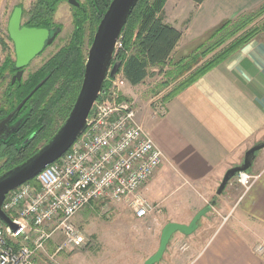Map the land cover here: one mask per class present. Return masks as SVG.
I'll return each mask as SVG.
<instances>
[{"label": "crops", "instance_id": "1", "mask_svg": "<svg viewBox=\"0 0 264 264\" xmlns=\"http://www.w3.org/2000/svg\"><path fill=\"white\" fill-rule=\"evenodd\" d=\"M263 4L264 0H204L200 5L167 0L162 14L167 24L182 32L177 52ZM163 109L159 114L149 106L145 116L137 110L140 122L167 157L142 190L159 208L144 219L152 225L147 235L149 257L157 252L168 223L189 225L204 208L219 207L214 197L226 172L241 165L246 152L264 141V35L164 102ZM262 151L249 171L258 176L252 188L224 201L225 212L218 220L202 221L203 217L192 235L175 234L158 264H264V255L255 251L264 241ZM180 238L190 244L187 253L179 252ZM122 242L120 253L128 254L130 249L133 254L134 245ZM103 252L102 264L108 262ZM134 259L122 264H140L138 255Z\"/></svg>", "mask_w": 264, "mask_h": 264}, {"label": "built area", "instance_id": "2", "mask_svg": "<svg viewBox=\"0 0 264 264\" xmlns=\"http://www.w3.org/2000/svg\"><path fill=\"white\" fill-rule=\"evenodd\" d=\"M121 48L120 39L116 51ZM126 83L122 72L111 79L70 149L6 196L2 209L17 229L0 220V264H42L58 234L56 253L82 248L85 234L73 219L93 203L126 204L138 220L155 211L141 193L167 157L137 121L132 102L121 96ZM235 178L246 192L258 176L240 172ZM181 250L187 252L189 245ZM256 251L263 255L264 243Z\"/></svg>", "mask_w": 264, "mask_h": 264}, {"label": "trees", "instance_id": "3", "mask_svg": "<svg viewBox=\"0 0 264 264\" xmlns=\"http://www.w3.org/2000/svg\"><path fill=\"white\" fill-rule=\"evenodd\" d=\"M191 1L197 5L204 2V0ZM166 2L167 0H140L122 33L123 50L119 51L116 56V62L122 63L120 72L123 73L131 86L142 84L149 77L151 69L169 65L171 69L164 72L165 81L163 84L168 86L170 83H180L173 92L165 97L164 102L182 93L248 42L264 35V23L258 28L249 26L253 20L264 15L263 4L254 12L244 14L233 21H226L208 33L209 41L218 39V42L213 43L208 50L215 51L222 44L227 43L230 38L243 31L235 42L226 50L215 55L210 61L202 63L206 52L196 53L178 60L173 59L176 47L182 38V32L165 22L162 13ZM228 28H230L228 37L224 39L222 35ZM80 38L78 37V40H81ZM79 44L80 42L73 41L66 50H63L44 68V70L54 72L50 80L32 100L35 111L38 110V107L40 108L37 112L38 118L41 116V124L45 128L38 141L40 143L42 140L49 141L54 136L69 116L78 96L85 66V57L80 54ZM186 74L189 77L182 81ZM44 75L45 73H43ZM108 86L109 81H106L103 88L107 89ZM32 123L27 122L26 125L30 126ZM35 152H30L22 158L14 159L16 156H13L12 162L5 167L6 170L0 171V174L23 163Z\"/></svg>", "mask_w": 264, "mask_h": 264}, {"label": "flooded vegetation", "instance_id": "4", "mask_svg": "<svg viewBox=\"0 0 264 264\" xmlns=\"http://www.w3.org/2000/svg\"><path fill=\"white\" fill-rule=\"evenodd\" d=\"M112 1L30 0L28 6L20 1L13 5L9 11L5 29L4 31L0 30L1 171L6 170L5 167L12 162L13 156H16L14 159L22 158L30 152H37L48 142L45 141L43 145L38 147L40 144L38 141L45 128L41 124V116L38 118L37 112L40 108L38 107V110L35 111V105L32 103L33 98L50 80L54 72L44 70V68L63 50H66L73 41L80 42L78 49L82 54L81 56L85 57L84 65H86L95 34ZM63 5H68L71 8L73 24V31L66 40L60 39L63 27L57 24L54 19L55 14ZM16 12L21 15L19 27L12 25ZM92 26H95L93 31L90 29ZM24 30H47L49 35L40 53L34 54L35 56L30 62L21 67L25 59L35 53L39 46L38 41L37 43H34L36 41L30 42L27 45L22 44L20 38ZM78 37H81V40H78ZM49 41L52 42L49 43ZM86 47H88L87 51ZM118 52H115L114 63ZM43 73H45L44 76ZM110 80L111 78L107 81ZM14 113L12 120L5 123V120ZM27 122L33 123L27 126ZM32 135L33 138L27 142V139Z\"/></svg>", "mask_w": 264, "mask_h": 264}, {"label": "rangeland", "instance_id": "5", "mask_svg": "<svg viewBox=\"0 0 264 264\" xmlns=\"http://www.w3.org/2000/svg\"><path fill=\"white\" fill-rule=\"evenodd\" d=\"M20 1L25 3L27 6L30 3V0H0V25L2 26L0 30L4 31L9 11H11L13 5L19 3ZM54 19L57 24H60L63 27V33L60 39L66 40L73 31L71 8L68 5L61 6L59 11L55 14ZM263 23L264 15L253 20L252 24L249 26L250 28H258ZM90 29H92V31L95 30V26H92V28ZM229 29L230 28L224 31L222 38L225 39L228 37ZM242 32L230 38L227 43L222 44L215 51L208 50L209 48H211L213 43L215 44L218 42V39L215 38L214 40L209 41V35H206L202 40L198 41L194 45L189 46L184 50L175 52L173 55V59L178 60L183 57L187 58L196 53L202 54L203 52H206V55L202 58V63H206L207 61H210L213 57H215V55L226 50L233 42H235L239 38V36L242 35ZM260 36L256 38H259ZM87 49L88 47H86V51ZM121 50H123V42L120 51ZM169 69H171L169 65H166L163 68H153L150 70L149 77L138 87L133 88L134 86H131L127 82L121 90V96L124 99L132 102L136 111L137 121L144 128L145 126L140 122L138 118L137 110L141 109L140 112L144 115L146 113L144 110H146L150 106L151 109H154L155 112L159 114L161 112L164 113L163 108L165 97L173 92L175 90V87L180 83H170L168 86L163 84L165 81L164 72ZM187 77H189L188 74L185 75V78H183L182 81H184ZM44 142L45 141L42 140L38 147H40V145H43ZM262 153H264V149ZM0 165H2V163H0ZM3 171L4 170H2L1 172ZM177 179L180 180V178L178 177ZM242 192L244 193V188L241 186V184H239L237 178H234L229 183L222 195H215V201H218V203L220 202L219 207L218 204L215 207H212L211 211L204 216L202 221H212L214 219L218 220L220 213L223 214V212H225L222 209L223 202L226 200L231 201L232 197L236 198L240 194H242ZM141 196L149 201V199H147L143 193H141ZM93 204L94 205H90L84 208L73 219L75 225L80 228L85 234V245L82 248L79 246L73 249H68L56 253L60 235H55L52 242L48 243L46 253L42 254V264H102V251H104L103 254L106 256L104 261H108L103 264H122L134 262V257L136 255H138L139 263L144 264L148 258L153 256L151 254V256L149 257L146 251V248L148 247L147 235L150 234V228L152 227V225L148 223V220L138 221L135 218L134 212L126 204H110L107 207L102 203ZM152 205L155 207V209H159L158 207H156V204L152 203ZM221 218L223 220V218L225 217ZM131 234L134 237H132ZM176 235H179L178 237H183L178 233ZM122 239L123 241L129 242L130 245H134L135 251H133V254L131 253L132 255L129 252L130 249L128 251V254H124V252L120 253V250H122L123 248ZM180 239L182 240L176 242L179 245V252L182 254L187 253L188 251L183 252L181 250V246L186 243L189 245L190 249V244L188 242H185L187 240H184V238ZM258 247L259 245L256 247L255 251ZM123 255H126L128 257L126 258L125 256L123 258Z\"/></svg>", "mask_w": 264, "mask_h": 264}, {"label": "water", "instance_id": "6", "mask_svg": "<svg viewBox=\"0 0 264 264\" xmlns=\"http://www.w3.org/2000/svg\"><path fill=\"white\" fill-rule=\"evenodd\" d=\"M139 2L140 0H113L111 2L95 34L85 65L81 88L69 116L55 135L34 155L0 175V220L11 229L16 230L17 227L2 209L6 196L22 184L34 180L47 166L59 160L84 132L95 102L101 95L106 94V89L103 88L105 82L109 78L114 79L121 71L122 63H114L115 52L128 20ZM20 21L21 15L16 12L12 25L19 27ZM48 35L49 31L47 30L23 31L20 38L23 45L38 41L39 46L35 53L25 59L21 67L27 65L36 54L40 53ZM51 42L49 41V43ZM14 115L15 113L11 114L5 123L11 121ZM32 138L33 135L27 139V142ZM263 149L264 141L249 149L245 154L244 162L226 172L217 190V195L223 194L238 173L249 172L257 153ZM212 206L209 205L201 210L189 225L168 223L162 230L157 252L148 258L144 264H158L173 236L177 233L185 236L192 235L198 229L200 220L211 211Z\"/></svg>", "mask_w": 264, "mask_h": 264}]
</instances>
